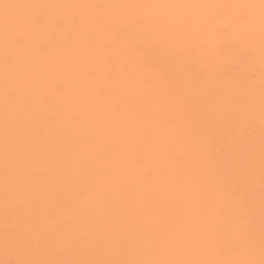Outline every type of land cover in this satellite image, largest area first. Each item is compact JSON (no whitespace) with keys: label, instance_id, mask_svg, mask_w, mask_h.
I'll return each mask as SVG.
<instances>
[{"label":"snow or ice","instance_id":"1","mask_svg":"<svg viewBox=\"0 0 264 264\" xmlns=\"http://www.w3.org/2000/svg\"><path fill=\"white\" fill-rule=\"evenodd\" d=\"M0 19V264H264V0L259 4L222 2L182 4H2ZM233 14L165 15L129 19L105 16L104 9H202ZM30 9L31 18H13L11 9ZM245 10L251 14H240ZM258 12V15L256 13ZM87 14L86 16L83 14ZM96 25L99 33L89 30ZM135 25L139 38L132 35ZM47 36V41L42 36ZM97 44L108 67H127L135 48L152 79L145 76L147 100L142 124L153 134L166 130L173 147L154 161L164 167L159 179L123 189L117 205L105 187L121 167L108 158L100 137L90 160L67 131L59 93L49 89L52 110L42 112L38 98L48 96L38 78L58 45L74 36ZM259 44V204L254 175L255 85L237 92L225 81L237 65L251 66ZM91 71V62L89 63ZM79 93L77 81L69 82ZM118 107L113 104V109ZM167 112L157 127L158 113ZM47 123L45 129L44 123ZM81 135H95L82 128ZM182 149L181 157L175 154ZM223 151L218 158V147ZM195 161L194 176L183 163ZM122 156L120 164H125ZM75 169V170H74ZM234 190L247 196V208H232ZM159 197L157 191L161 190ZM211 201L209 204L208 202ZM129 207L133 212H129ZM227 212L225 220L218 219ZM202 219L193 226L191 217ZM257 223L259 225L257 233ZM66 237L60 250L52 232ZM243 238V250H230V238ZM147 237V243L145 238ZM258 239V258L256 257Z\"/></svg>","mask_w":264,"mask_h":264},{"label":"bare ground","instance_id":"2","mask_svg":"<svg viewBox=\"0 0 264 264\" xmlns=\"http://www.w3.org/2000/svg\"><path fill=\"white\" fill-rule=\"evenodd\" d=\"M222 2H246L259 4L260 0H0L2 4H29V3H88V4H182V3H222ZM105 16L122 15L129 19L152 15H165L175 20L183 14L169 9H104L99 10ZM9 15L13 18H31L35 15L30 9H11ZM83 15H87L86 13ZM4 16V9L0 7V19ZM90 32L99 33L96 25H89ZM130 33L139 38L135 25L129 29ZM47 41V36H42ZM255 60L249 65H237L234 75L230 74L225 81L227 87L237 92L242 85L252 83L255 85L256 95L251 104L255 105V147L257 163L253 177L256 186L257 218L259 204V44L258 35L254 48ZM127 67H108L104 61L100 47L94 46L87 38L79 35L74 36L67 45H58L49 56L48 61L41 65L37 73L38 78L46 81L48 88L45 92L48 96L38 98L39 107L42 112H50L52 104L49 89L59 93L61 98L62 119L74 121V125L67 131L72 138L79 142L81 152L87 153L92 159L93 146L98 143L103 145L105 152L114 164L121 167L118 174H114L105 187L114 194L117 205L124 203L121 200L123 189L130 184L132 178L136 183L134 189L143 190L147 181H153L151 187L156 190L155 181L159 179L160 173L167 171V160L164 167L158 169L154 161L165 157V153L173 147V138L166 130L153 134L151 125L142 124L140 111L147 100V89L145 87V76L151 80L152 77L145 67L146 60L138 57L135 48H128L126 53ZM91 62V71L89 63ZM77 81L79 93H73L69 82ZM118 107L113 109V104ZM167 112L157 114L155 123L161 127L160 121L165 119ZM44 123L45 129L47 123ZM82 128L94 130L95 135H81ZM223 151L218 147L215 155L219 158ZM175 154L181 157L182 149L176 146ZM126 159L125 164H120L121 157ZM195 161L183 163L184 173L187 177L194 176ZM75 170V169H74ZM223 188L234 191L232 208L243 212L247 208V196L240 190H234L230 178L225 177ZM0 190H2V177H0ZM161 190L157 191L159 197ZM209 204L211 201L208 202ZM134 209L129 207V212ZM227 212H221L218 219L225 220ZM202 219L191 217L193 226L202 223ZM258 258V253L256 252Z\"/></svg>","mask_w":264,"mask_h":264},{"label":"clouds","instance_id":"3","mask_svg":"<svg viewBox=\"0 0 264 264\" xmlns=\"http://www.w3.org/2000/svg\"><path fill=\"white\" fill-rule=\"evenodd\" d=\"M208 4L213 5L215 3H208ZM144 10H149V9H144ZM169 10H175L183 15H214V16L224 17L233 14L232 10L217 9L215 7H208L202 9H169ZM240 14H251V13H247L245 10H241ZM256 15H258V12L256 13ZM258 229H259V225L257 223V233H258ZM50 238L54 239L55 242L58 245H60V250L63 249V245L66 240V237L63 234L54 231L51 233ZM230 239L235 242L230 250L232 251L243 250V238L241 236L233 235ZM145 243H147V237L145 238ZM258 251L259 248H258V239H257L256 252L258 253Z\"/></svg>","mask_w":264,"mask_h":264}]
</instances>
